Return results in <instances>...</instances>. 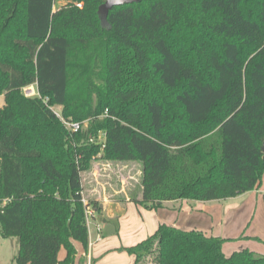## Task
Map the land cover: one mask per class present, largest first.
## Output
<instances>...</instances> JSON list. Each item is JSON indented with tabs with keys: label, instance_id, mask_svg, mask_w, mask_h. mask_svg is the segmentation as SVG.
Segmentation results:
<instances>
[{
	"label": "trees",
	"instance_id": "trees-1",
	"mask_svg": "<svg viewBox=\"0 0 264 264\" xmlns=\"http://www.w3.org/2000/svg\"><path fill=\"white\" fill-rule=\"evenodd\" d=\"M102 2L0 0V234L18 240L14 264H73L75 242L87 251L82 174L99 160L140 164L131 200L145 209L260 186L264 0H142L105 27ZM46 102L87 129L71 133ZM230 241L160 224L119 250L134 264H264L247 249L226 256Z\"/></svg>",
	"mask_w": 264,
	"mask_h": 264
},
{
	"label": "crops",
	"instance_id": "crops-1",
	"mask_svg": "<svg viewBox=\"0 0 264 264\" xmlns=\"http://www.w3.org/2000/svg\"><path fill=\"white\" fill-rule=\"evenodd\" d=\"M57 2L58 6L56 7L55 4ZM55 4L53 10L57 11L65 4V0H55ZM30 90L32 94L36 93L34 87H30ZM2 103H0V108L4 105ZM98 162L105 167H112L122 163L136 164L139 167V183H137L139 186L135 183V191L127 190V178L122 177L120 186L116 188L113 185L99 181L97 170L88 173L91 174L92 179L88 184L83 183L85 180L82 181V196L89 202H96L99 210L94 212L92 225L90 226L92 246H87V251L85 252L82 246L75 242L76 255L73 264H134V257L119 249L134 246L146 239L155 232L160 224L173 226L184 231H200L207 236L231 240L242 237L243 239H256L264 243V211L262 209L264 207V174L260 188L233 198L207 202L192 200L170 201L164 202L162 208L145 209L131 200V196L140 199V164L138 162L112 163L101 160ZM128 179H132V177L128 176ZM261 195H263L262 198ZM243 206H249L250 208L243 226L241 224V228L238 229L239 232H236L233 236H224L227 230L225 229L227 222L233 217L230 214L233 213L236 216H240L241 214L239 213ZM255 217L261 226L257 223L252 230L250 226L254 222ZM96 225L101 229L100 235L96 232ZM0 238H2L1 234ZM1 240L0 264H14V257L18 251V240L10 241V247L6 246L8 249L4 251H1V249L4 248L6 240L10 239L6 238L5 240L4 238ZM252 242L254 241H242L240 242L241 244L234 242L233 245L225 242L222 250L226 256H229L235 252L238 245L241 246L240 249H249L246 246L248 244L254 250L264 252V247L258 244L254 245ZM234 244H236V248ZM250 251L254 252L253 250ZM65 254V250L62 248L58 254L60 261L65 258Z\"/></svg>",
	"mask_w": 264,
	"mask_h": 264
},
{
	"label": "rangeland",
	"instance_id": "rangeland-1",
	"mask_svg": "<svg viewBox=\"0 0 264 264\" xmlns=\"http://www.w3.org/2000/svg\"><path fill=\"white\" fill-rule=\"evenodd\" d=\"M55 6L56 7L58 6V2L55 4ZM27 89H30V88H27ZM23 92H24V94L27 97L35 96L34 94L27 95L24 90H23ZM2 102L4 103V97H0V103H2ZM46 106L54 113L55 117L61 122L63 127L66 128V126L64 124V121H66V120H64V118L61 115V108L57 107V106H48V102H46ZM102 116H100V118ZM70 122H73V121H70ZM74 122H78V123L81 124V129L79 131H84V130L87 129L90 121H89V119H86V120H83V121H80V122L79 121H74ZM92 143H101V135H99V137L96 140L92 141ZM98 156H96V157H98ZM91 170H92L91 172H94L96 170L98 171L97 178H98L99 181L107 183L108 185L109 184L113 185L116 188L120 186V184H121L120 180H122V177H126L127 178V190L131 189V191H133V190L135 191L136 190L135 187H134L135 183H136V185H137V183H139V167L136 164H123L122 163V164H117V165L112 166V167H105L99 162L98 163L94 162V165L92 166ZM88 173H90V172H85V173L82 174L83 175L82 178H83V180H85V181H83V183H85V184L86 183L88 184V182H90V180L92 179L91 174H88ZM128 176H131L132 179H128ZM262 179H263V177H262ZM262 179H261V181H262ZM260 185H261V182H260ZM137 186H139V185H137ZM259 188H260V186H259ZM259 196H260V194H259ZM262 197H263V195H261V198ZM249 209H250L249 206H243L241 208L240 213H239L241 215L240 216L237 215L238 217L236 215H234L233 213L230 214L233 217H231V220L227 222V227H225V229H227V230L225 231V235L224 236L231 237L236 232L237 233L239 232L238 229L241 228V224L243 226V224H244V222H245V220H246V218L248 216ZM262 209L264 211V207ZM257 223H258V225L261 226V224L259 222H257L256 217H255L254 222L251 223L250 228H252V230H253V228L256 227ZM222 235H223V233H222ZM1 239H4V238H0V243H2ZM9 239L10 240H6L5 239L6 240L5 246L3 245L4 248H2L1 251L7 250L8 248H6V246L10 247L9 246L10 245V241H12V240H14L16 238H9ZM248 240L254 241V242H252V244H254V245L258 244L261 247H264V243H261L260 241H257L256 239H239V240L236 239V240H232V242L230 241V242H226V243H232V245H233L234 242L235 243H238V242L240 243L242 241H248ZM234 245H235V248H236V244H234ZM1 246H2V244H1ZM246 246L250 250H253L254 251L253 253H255L257 256H264V252H258L256 250H254L253 247H251L250 245L248 246V244ZM240 248H241V246L238 245V247L236 248L235 251L240 250ZM243 248H246V247H243ZM249 249H247V250H249ZM225 252L227 253L226 250H225ZM141 264H153V262L151 261V257L146 258Z\"/></svg>",
	"mask_w": 264,
	"mask_h": 264
},
{
	"label": "built area",
	"instance_id": "built-area-1",
	"mask_svg": "<svg viewBox=\"0 0 264 264\" xmlns=\"http://www.w3.org/2000/svg\"><path fill=\"white\" fill-rule=\"evenodd\" d=\"M76 6L81 7V4H77ZM24 91L27 95L32 94V91L30 89L26 88V89H24ZM34 95H36V93ZM64 124H65L67 130H69L71 133H76L81 129V124L78 122L64 121ZM99 135H101V144L103 147L104 146V135L102 133H99ZM99 135H98V137H99ZM89 141H91V139H89ZM82 203L85 206V220H86V225H87V230H88V245L87 246L91 247L92 242H91V235H90L91 234L90 226L92 225V220L94 217L95 210L91 206H88V201L84 197H82ZM95 228H96L97 234L100 235L101 234L100 227L98 225H96Z\"/></svg>",
	"mask_w": 264,
	"mask_h": 264
},
{
	"label": "water",
	"instance_id": "water-1",
	"mask_svg": "<svg viewBox=\"0 0 264 264\" xmlns=\"http://www.w3.org/2000/svg\"><path fill=\"white\" fill-rule=\"evenodd\" d=\"M102 4L99 5L97 9V15L100 20V24L102 27L108 26L107 22V15L110 10H112L114 7H120L124 5H130L139 3L142 0H102ZM261 150L264 154V142L262 144Z\"/></svg>",
	"mask_w": 264,
	"mask_h": 264
}]
</instances>
